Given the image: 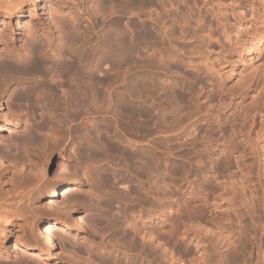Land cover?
<instances>
[{"label":"rangeland","instance_id":"obj_1","mask_svg":"<svg viewBox=\"0 0 264 264\" xmlns=\"http://www.w3.org/2000/svg\"><path fill=\"white\" fill-rule=\"evenodd\" d=\"M55 1L58 2L59 0H39L38 2L35 0L26 1L23 3L24 6L21 14L15 15L10 19H5L3 23L1 22L4 26L0 24V85H2L3 88L0 98L3 100V104L6 107L5 109L12 108L16 110V113L12 112L14 113L13 115L17 114L19 117L21 114L20 119L22 123L24 119L28 127H32L40 121H46L44 126L46 127L44 129L45 131L42 129V132L46 134L41 132L40 134L41 139H43L44 136L46 139L48 137L47 142L51 141L49 138L53 135H58L60 132L62 133L60 135H63V137L66 134L65 141L69 136V139L66 141L69 146L66 156H63L60 152L53 151L49 153L44 152V149L40 150L39 145L42 144L43 140L39 142L41 144L38 143L39 147L35 146L34 149L32 148V150H37V152H16L18 154L15 156L20 157L19 159H16V157L12 155L14 152L11 153V155L0 152L1 190H9L13 183H21L23 178H18L15 171L20 172L24 168H26V171L30 170V174L32 172L31 175H33V173L36 176L38 175L36 178L40 179L39 183L41 182L44 186L53 184L54 187H56L55 193H51L52 188L50 187L46 191L37 193V195H32L29 192L26 193L27 196H31L30 202H27L25 198L22 201L24 204L28 203L27 205H30L29 208L34 209V212L36 211V216L33 215L34 217H32L30 213L26 214V221L35 224V235L32 237L28 235V232H26L27 234L25 235V231L23 232L19 224L8 226L4 231H0V233H2L0 235V242L4 244L6 249L10 250V254L6 255L2 245H0V264H109L111 261L114 262L116 260L122 261L125 264H170L171 262H167L166 259L160 262L155 260L156 262H154L150 253H146L148 250L144 248L140 240H136V242L132 243L131 237L126 235L127 230L129 231L130 229L128 226L130 223L137 224V220L144 217L143 220L145 222H151V226H154L157 220L155 217L159 215L155 210L158 204L155 199H158V202H163V200L157 197L154 190L152 191L151 189L152 181L155 177L153 174L150 176L144 173V166H141V162H144L142 157L150 161L152 155L155 154L156 157H159L158 162H160V167L158 172L160 176H162V180H165V182L172 181L171 183L176 185L188 180L201 181L204 175V170H202L203 166L208 165V161L216 152H242L240 157V160H242L241 167L244 169L245 166H243V164L245 165V163H248L246 166L250 169L246 171L251 178L250 181L252 180L251 183L254 189V195L257 198L255 197V201L251 202L252 205L249 203L245 204V208L243 205L241 206L239 204V206L237 204L238 210L242 213L244 221H242L240 227H235L236 233L234 232L235 234H233V237L238 238L237 232L240 233V229H242L243 231L241 230L240 236L244 239L242 238L243 240H239L241 241L240 246H247L249 251L250 247L247 240L249 237V239L253 238L255 236L254 234H256L257 237H255L257 239H262L258 240V243L262 247L260 248L262 251L261 254L264 255V208L262 207V201L264 202V15L262 16V14H264V0H134L132 4H130L132 0H127V2L125 0L127 4L123 3L124 1L121 0L123 1L121 4H124L123 6L125 9L123 6H116L118 3V5H121L120 2H118L119 0H116L118 3L115 0H113V2L112 0H103L108 4V8L111 7V5L109 6L110 3L112 6L114 5V10L112 8H109L112 10L108 8L105 9L106 7H104V2L102 0H94L96 2L92 0H82V2H86L85 4L89 6V8L86 6L84 9L85 11L88 9L86 12L84 11V16H86L87 13L90 14L91 11V14H93V12L97 11L96 8L103 12L108 10V12H105L107 14H103V12L101 14L100 11V13L97 11V13H94L95 15H92V20L95 16L97 18H95L93 22H95L94 26L97 24V28L94 27V29L98 33L88 26L87 22L80 21L81 24L79 22H72L71 18L61 16L63 14L60 15L59 11H55L56 13L52 12L53 15L52 13L50 15L47 12L48 7H50L51 4H55ZM97 1L100 3L98 4ZM88 2L89 4H87ZM94 3H97V5ZM125 5H127V7ZM100 6L102 7L100 8ZM91 8L93 10H91ZM89 10L90 12H88ZM109 12L112 13V15L109 14ZM3 13V9L0 10L1 18H3ZM50 16L53 18L54 22L58 21L60 17L61 24H64L65 28L68 26V28H70V26L75 23L74 29L76 31H74V29L72 30L74 34L76 33V36L72 31L71 33L80 41L79 43L81 45L77 44L75 45L76 47L73 45L72 48L74 47V49H76L79 46L76 49L77 51H87V49L81 48L88 47L90 49L91 47L93 56H95H92L90 59L91 61L92 59L95 60L92 61L95 65L92 63H90L91 65L89 64L92 69L87 68L88 71L84 69L88 73L82 70L83 74L86 73L84 75H90L92 73L90 76L91 79H93L91 81V79L86 80L88 77L82 78V83L88 81L86 84L83 83V86L90 87V85H92L90 89L94 88V90H90L91 92L88 91L90 96L89 100L79 109L80 114L78 112L74 115L76 118L78 117L77 119L74 118V120L73 113H71L72 110L70 112L67 111L69 108L62 106L63 108L59 107L58 109L53 107L54 105L50 107V103L46 101L45 103L44 100H40L45 97V95L46 97L48 96V93L44 91L42 85L45 82L44 78L46 82L48 80L47 83H50L47 75H50V72L53 73L56 64L65 62L66 59H70L71 61L73 57V54L68 48L67 50L66 47L63 49L64 57H58V52L54 53L56 50L58 51V49H55V46H62L60 41H62V38H65V31L70 29L67 28V30H65V28L62 27V30V25L60 23L59 29L58 26H55L59 24H56V22L54 24ZM88 16L89 15L85 18ZM1 18L0 21H2ZM64 19L66 21H63ZM92 20H90V22ZM6 21H8V23ZM79 24L80 26H78ZM47 25L50 27L52 26V30L54 29L55 31L53 30L52 33L46 31L48 30L46 27ZM86 25L89 27H87L89 30L85 27ZM77 29L79 30L77 31ZM84 29L86 33H84ZM114 29H116V31L118 29L119 33H123L127 36L129 35L128 37L130 38H134L138 35L143 39L140 38V42L138 41V43H132V45L136 43L137 47L134 46V48H131L129 45L132 50L128 49L130 52L127 50L128 54L125 55L127 58H125L124 55L113 53L114 56L112 55V58L114 59L111 60L110 58L108 61L107 59L103 60L100 58V54L104 53L106 48L102 49L104 48V42H102L104 38L102 39L101 36L104 35L103 32H105L104 37L107 35L106 32L110 33L108 30L112 33L113 31L114 33H118ZM58 31L59 33H57ZM77 32L80 33L77 34ZM82 32L83 34H81ZM146 33H148V39H146L147 36H144L147 35ZM87 34L89 36H87ZM49 35L56 36H53V39ZM80 35L86 39L84 38V40ZM255 35L262 39V42H260V51H248L245 48L246 46H244L245 43H243L244 37L248 36L251 38L256 37ZM93 36L94 38L96 37V41L99 42L94 41L95 39ZM97 36L102 40L98 39ZM149 36H151V38ZM57 37L58 39H56ZM47 39L51 44L48 42L45 44ZM57 40L60 41L57 42ZM64 40L65 39H63V41ZM142 40L145 41L142 42ZM91 41L93 43L95 42L97 45L93 44ZM84 42H88L89 44H87L90 46ZM35 43L39 44H36L37 47L39 46L37 48V52L39 51L38 53L41 52L42 46H44V48L47 46L43 49L44 51L42 50L44 53L47 52L45 53L46 55L41 52L38 56L41 60L43 59L42 61H48V65L46 62L34 64L30 67V70L27 69L26 72L24 65L27 61L26 56L28 53L24 52L22 49L23 47L27 48L25 49V51H27V46L29 45L31 47L33 44L35 45ZM91 43L97 47L93 48ZM100 43L102 45H100ZM48 44H50V46H48ZM52 44L55 45L51 46ZM145 46H150V48L154 46L156 50L153 48L150 49L153 55L149 52V48ZM95 49H97V51ZM147 49L150 54L148 52V54L145 53ZM65 55L68 57L70 56V58ZM123 57L125 58L124 61H122V59H124ZM6 59L10 60L8 61L10 63L14 61L13 63L15 64V62H17V66L9 67L10 64L7 63ZM68 60L66 62H70ZM5 64H8V68L5 67L4 69L3 66ZM19 65L21 66L19 67ZM40 65H43L42 67L46 69L51 68V71L47 69L46 75V69H43ZM11 67H13V70ZM15 67L16 69L18 68V71L22 68L25 71L21 70L17 73ZM52 67L54 69H52ZM6 70L7 73L5 72ZM36 72H39L40 75L38 76V73L35 75ZM111 75L114 76L115 79H113ZM105 76L109 78V82H106L108 85H105L104 80L107 79ZM110 76L112 78L111 80H115L112 81L113 85L110 83ZM6 77L7 81L10 79V83L9 81L8 83H1L6 80ZM4 78L5 80H3ZM95 79L100 81L96 82L97 80L95 81ZM58 80L60 79L57 78V80H55L54 77L53 82ZM95 82L96 84H94ZM72 83V81L67 82L66 80V82H64V89H67L66 86L73 88L74 83ZM37 84L41 85L38 86ZM95 85L98 86L95 87ZM89 87H87L88 90ZM26 88L33 90L32 93L34 97L30 100L26 98L22 100L19 99L17 102H15V100L14 103H12L14 100L12 99V92L14 93V91L16 92L18 89L22 91ZM40 88L43 89L46 94L43 95V91L41 92ZM36 90L40 92H36ZM35 92L41 95L39 96L40 99L38 98L39 100L37 99V101L34 99H36L39 94ZM57 92L60 96L63 93L62 90L59 91V89ZM95 93L99 95L94 96ZM33 94L31 96H33ZM63 95L64 93L62 96ZM92 97H95V99ZM13 104H15V106ZM126 105L131 107H129L130 110H134L130 113L131 115L132 112L134 113L132 116L130 114V116L124 115V113L119 110L120 106ZM47 121L49 122L48 125ZM107 121L110 124L112 123V128L109 127L111 125ZM104 122L106 125L109 124L108 127L111 129L108 128V131L103 130ZM64 123L66 125H64ZM54 128L55 131H53ZM64 129H68L67 133ZM56 130H58V133ZM70 130L73 131L72 135H77H73L74 139L71 138L72 142L68 134ZM74 130L77 133H74ZM15 133L13 126H7L0 131V142L1 139H5L8 134L11 138ZM104 134L105 140L99 141L103 143L102 145L99 143L102 146L101 148L97 141L101 139L100 136L102 135L103 137ZM108 135L110 136L108 137ZM107 138L108 140L110 139V141H114L115 138H117L116 140L119 139L118 142L120 144L116 140L114 142L121 147L122 150L118 149V152H116L117 150L113 151L108 148L107 143L109 144L110 141L107 142ZM94 142L98 144V148L100 147L101 150L105 149V152L107 151L103 155V158L97 159L88 156L90 158L86 160V155L85 158L82 159L81 150L83 151L88 144ZM124 147L126 150L128 149L127 152H131L132 157L135 158H131L130 161L126 158V161L119 153L125 150H123ZM126 150L124 152H126ZM141 152L143 153L141 154ZM67 156H70L71 161L65 163ZM222 156L223 153L220 154L217 159ZM79 157H81L80 159L82 160H80ZM6 158H8V160H6ZM136 158H139V161ZM140 159L142 160L140 161ZM75 163L78 164L75 165ZM73 165L77 166V169ZM225 168L231 169L233 171V176L229 175L231 177L226 176L221 180L223 183L222 187H224V196L217 199L214 209L215 213L220 217H224L227 212L228 202L226 199L234 197L238 200L239 195L244 194V192L239 194L240 189H238L237 177L240 172L236 168V163L232 156L229 158L228 165L225 166ZM103 172L113 176L115 175L116 178L114 180L112 179L113 181L111 180V183L107 182L106 185L104 182L102 183L99 176V174ZM83 173L88 178H85V176L82 175ZM74 174L78 175H76L77 178H75L76 176ZM78 177L80 179L82 178L81 180L84 182L83 186L76 187L74 185L77 180H80ZM117 178H124L125 181L123 182L121 179V181H118ZM24 182H26V180ZM90 182L92 183L89 184ZM33 183L35 182L31 181L29 185L33 186ZM93 183H96L95 187H98L96 189L99 191V194L96 193L97 190L95 187L94 190H92L93 188L91 186H94ZM25 191L26 190L23 192ZM90 191L94 192L92 193ZM227 191L230 196H226ZM73 192L82 194L84 198L87 196L85 200L88 202L90 198V200H92L91 204H97L103 199L114 200L111 213H109L117 224L113 230L111 231L110 229L107 231L106 228L103 227V224H93V222L89 220L90 214H92L89 205L70 203L72 206L75 205L73 206L74 208L70 207V211L73 221L72 224L77 231L71 229L70 233H68L61 227L58 228V225L49 227L54 234V243L58 248L56 254H51L50 252V254H46V258L38 259L31 251H23L22 248L13 251L12 248L15 241L27 242L35 246L37 250L44 251L43 236L41 235L43 229L40 227V220L52 218L54 216L53 210L54 213H56L55 210L59 211L55 203L57 202L63 205V202H66L64 198ZM15 193L16 192H11L7 195L8 198H10L8 201H15L17 198H20L19 196H17V198L14 197V195H16ZM90 193L92 195L94 194L93 197L90 196ZM115 194H117V196ZM154 200L156 202H154ZM83 205L86 208L82 207ZM150 206L153 208L151 207L150 209ZM143 208H145V210H152L153 213L151 211V215L147 216L149 214H145ZM25 209H23V211L28 210V208ZM244 210H246L247 213ZM79 213L84 217L85 222L78 218L80 216ZM251 217L253 218V222L256 220V224H260V226L257 225L256 229L249 226L251 223L253 224V222L250 223V221H252L250 219ZM20 221L19 223L23 225V221ZM162 221L164 224L169 223L167 219ZM262 227L263 229H261ZM254 230L256 232H254ZM243 233L246 234V237ZM238 239H240V237ZM205 244L207 245V242H205ZM122 250H124V252H122ZM207 251L211 258L210 264H220V262L217 263L214 260L216 259L214 255L211 256L213 250H211L210 246H207ZM221 251L224 260L229 258L228 261L226 260V264L228 262V264H230L231 260V264H239L240 261L237 262V260L243 258V256L246 258L251 255L252 260H256L259 256L257 255L259 252H257L258 249L256 247L252 250L250 255L248 253L246 254L247 251H242L240 252L241 254L238 253L235 257L229 254L224 247H221ZM262 255L260 256L264 260V256ZM232 256L236 259L237 263L233 261L235 259ZM172 264L174 263L172 262Z\"/></svg>","mask_w":264,"mask_h":264},{"label":"bare ground","instance_id":"obj_2","mask_svg":"<svg viewBox=\"0 0 264 264\" xmlns=\"http://www.w3.org/2000/svg\"><path fill=\"white\" fill-rule=\"evenodd\" d=\"M26 1H31V0H0V10H2L3 9V11H4V13H3V18H1V20L2 21H0V24L1 25H3L4 26V24H2L3 23V21L5 20V19H10L11 17H13V16H15V15H19V14H21V11H22V9H23V6H24V2H26ZM35 1H39V0H35ZM85 1V0H84ZM92 1H94V0H92ZM101 1V0H100ZM103 1V0H102ZM105 1H107V0H105ZM105 1H103L104 2V7H106L105 9H107L108 7H107V5L108 4H106L105 3ZM108 1H111V0H108ZM116 1V0H115ZM118 1V0H117ZM116 1V2H117ZM124 1V2H123ZM123 1H121V0H119L118 2H120V4L123 2V3H125V4H127L126 2H127V0H126V2H125V0H123ZM133 1L134 0H132L131 1V3L130 4H132L133 3ZM50 2V1H49ZM90 2V1H89ZM89 2L87 3V4H89ZM94 2H96V1H94ZM112 2H113V0H112ZM115 2V3H116ZM117 2V3H118ZM52 3V2H51ZM50 3V4H51ZM86 3V2H85ZM84 2H82V0H59L58 2H56L55 1V4H51V6L50 7H48V10H47V12L51 15V13L52 12H55V11H59L60 12V15L61 14H63V15H61V16H66V17H68V18H71V19H69V20H71L72 22H79L80 23V21H85V22H87L88 24V26H90L93 30H95L94 29V27H96L97 28V24H95V26H94V23L95 22H93V20L96 18V16L95 17H93L94 19L92 20V15L96 12L97 13V11H98V13H100L101 12V14H102V12L103 11H101V10H98V8H96V10L97 11H95V9H94V11L95 12H93V14H91V12H90V10L88 11V12H90V14H88L87 13V15H89L87 18H85L86 16H84V9L86 8V6H88V5H86ZM93 3V2H92ZM97 3H98V1H97ZM97 3H94L95 5H97ZM100 3V2H99ZM98 3V4H99ZM115 3H113V4H115ZM93 4V5H94ZM102 4V3H101ZM100 4V5H101ZM105 4H106V6H105ZM119 4V3H118ZM116 5L117 7H122L123 5L121 4V5ZM129 4V3H128ZM144 4V3H143ZM91 5V4H90ZM111 5V7H109V8H112L113 10H114V8H115V6L113 5L112 6V4L110 3L109 4V6ZM163 6H165L164 4H162ZM103 6V5H102ZM102 6H100V8L102 7ZM126 7H127V5H125ZM91 7H92V5H91ZM94 7V6H93ZM97 7V6H96ZM114 7V8H113ZM124 7V6H123ZM88 8H89V6H88ZM95 8V7H94ZM99 8V9H100ZM108 8V9H109ZM112 9H109V10H112ZM118 9V8H117ZM124 9H125V7H124ZM132 9V8H131ZM88 10V9H87ZM86 10V11H87ZM91 10H93L92 8H91ZM103 10H104V8H103ZM116 10V9H115ZM85 11V12H86ZM100 11V12H99ZM107 12H108V10H106ZM105 11V12H106ZM118 11H119V9H118ZM105 12H103V14L105 13ZM111 12V11H110ZM109 12V14H111L112 15V13H110ZM114 12H116V11H114ZM56 13V12H55ZM86 14V13H85ZM105 14H107V13H105ZM52 15H53V13H52ZM55 15V14H54ZM95 15V14H94ZM264 14H262V16H263ZM59 16V15H58ZM107 16V15H106ZM51 17V16H50ZM49 17V18H50ZM62 17V18H63ZM65 17V18H66ZM52 18V17H51ZM97 19V18H96ZM261 19V18H260ZM52 20H53V18H52ZM90 20H92L91 22H90ZM262 20V19H261ZM58 21H60V17H59V19H58ZM58 21H55L56 22V24H61V21L60 22H58ZM63 21H66L65 19L63 20ZM98 21V20H97ZM96 21V22H97ZM2 22V23H1ZM7 23H8V21H6ZM52 22H54V20L52 21ZM55 22H54V24H55ZM58 22V23H57ZM84 22V23H85ZM5 23V22H4ZM67 23H69V22H67ZM83 23V24H84ZM98 23V22H97ZM6 24V23H5ZM60 24L59 25H55V26H60ZM78 24V23H77ZM81 24V23H80ZM80 24L78 25V26H80ZM86 24V23H85ZM33 25V24H32ZM43 25V24H42ZM62 25V24H61ZM75 23H73L71 26H70V28H68L67 27V25L65 24V26L68 28V29H70V30H68V31H65L66 32V35H65V38H62L61 40L62 41H60V40H57V42L58 41H60V43H62V46H60V47H57V46H55V49H58V51L56 50L54 53H59V55H58V57H64V55H63V49H64V47H66V49L68 48L69 50H70V52L73 54V57L71 58V61H70V59L68 60V59H66V61L68 60V61H70V62H61V63H58V64H56V67H55V69L52 67V69H54V71H53V73L52 72H50V77L47 75V69L49 70V71H51L49 68H43L41 65V67L43 68V69H46V75H47V77H48V79H49V82L50 83H47L48 82V80H47V82H46V80H45V78H44V81L46 82V84H45V82L42 84V82H41V84L43 85V89H44V91H46L48 94V96L46 97V95H45V97H41L42 99H40L39 98V96H41L40 95V93H36V92H38L37 90H36V94H39L38 95V97L36 98V99H34L35 101H37V99L39 98L40 100H44V102L46 101V102H48V103H50L49 105H50V107H52L53 105V107H55V108H58L59 109V107H62V106H64V107H66V108H69V110H67V111H71L72 110V112L71 113H73L72 115H73V120H74V118H76L74 115H76L78 112H79V109L81 108V106L82 105H84L85 104V102L87 103V100H89V94H88V91H90V90H94V84H96V82H99L98 81V79H95V83L93 84V89H90V87L92 86V85H90V87L89 86H83V83H82V78H85V77H88V78H86V80H90L91 79V74L90 75H84V74H86V73H88V72H86V71H88L87 70V68H91L90 66H89V64L90 63H94V62H92L94 59H92V61L90 60L91 59V57L93 56V52H92V50H91V47H90V49L87 47V48H81V49H87V51H83V50H79V51H77L76 49L79 47H77L76 49H74V47H76L75 45H77V44H80L79 42L80 41H78L77 40V38L75 37L76 35V33L74 34V32H73V30L72 29H74L75 28ZM85 26L86 28L88 27V26ZM8 26V25H7ZM47 28H48V30H46V31H48V32H53V30H52V26L50 27V26H46ZM62 27L63 28H65L64 27V24L61 26V29H62ZM85 27H83V28H85ZM6 28V27H5ZM35 28V27H34ZM46 28V29H47ZM67 28H65V30H67ZM85 28V29H86ZM89 28V27H88ZM87 28V30H89ZM100 28V27H99ZM2 29V28H1ZM45 29V28H44ZM59 29H60V27H59ZM81 29V28H80ZM84 29V33H86V30ZM63 30V29H62ZM79 29H77V31H78ZM115 31H116V29H114ZM120 30V29H119ZM255 30V29H254ZM55 31V30H54ZM71 31L73 32V34L75 35H72V33H71ZM74 31H76L75 29H74ZM96 31V30H95ZM106 31V30H105ZM110 33H107L106 32V36L104 37V35H105V32H103L104 33V35L103 36H101V38L103 39V41L102 42H104V48H102V49H105L104 50V53H102V54H100V58L101 59H103V60H105V59H107V61H108V59H110L111 58V60L112 59H114V58H112V55H113V53L114 54H116L117 53V55L118 54H120V55H124V57L125 58H127V56H125L126 54H128V52H130L129 50H132V49H130V46H131V48H134V46L135 47H137L136 46V43H135V45H132V43L133 42H137L138 43V41H139V39L141 38L140 36H135L134 38H130V37H128L127 35H125V34H123V33H119L118 32V29H117V31L116 32H118V33H114V31H113V33L111 32L112 31V29H111V31L110 30H108ZM122 31V30H121ZM145 31V30H144ZM147 31H148V29H147ZM147 31H145V32H147ZM253 31V30H252ZM62 32H64V31H62ZM83 32L81 33V34H83ZM88 32V31H87ZM91 32V31H90ZM97 32V31H96ZM95 32V33H96ZM138 32V31H137ZM56 33V32H55ZM57 33H59V31L57 32ZM56 33V34H57ZM78 33H80V32H77V34ZM92 33V32H91ZM93 33H94V31H93ZM98 33V32H97ZM99 33H101V32H99ZM102 33V34H103ZM139 33V32H138ZM46 34V33H45ZM50 34V33H49ZM63 34V33H62ZM89 34V33H88ZM87 34V36H89ZM128 34V33H127ZM147 35H144L145 37L147 36V38L146 39H148V33H146ZM60 35V34H59ZM58 35V36H59ZM85 35V34H84ZM95 35V34H94ZM141 35H143V34H141ZM47 36V35H46ZM50 36V35H49ZM54 36V35H53ZM52 35L50 36V37H52L53 39H54V37L56 36H54L53 37ZM80 36H82V35H80ZM130 36H131V34H130ZM256 36V35H255ZM2 37V36H1ZM5 37V36H4ZM9 37V36H8ZM60 37V36H59ZM63 37V36H62ZM78 37V36H77ZM98 37V36H97ZM132 37V36H131ZM150 38H151V36H149ZM3 38V37H2ZM48 38V37H47ZM61 38V37H60ZM79 38V37H78ZM82 38L84 39L85 37H83L82 36ZM93 38H94V36H93ZM96 38V37H95ZM94 38V39H95ZM100 37H98V39H101ZM5 39V38H4ZM7 39V38H6ZM51 39V38H50ZM49 39V40H50ZM56 39H58V37L56 38ZM55 39V40H56ZM63 39H65L64 41H63ZM86 39V38H85ZM84 39V40H85ZM87 39H90V38H87ZM93 39V40H94ZM101 39V40H102ZM141 39H143V38H141ZM8 40V39H7ZM79 40H80V38H79ZM82 40V39H81ZM92 40V39H91ZM100 40V41H101ZM242 40V39H241ZM52 41V40H51ZM87 41V40H86ZM94 41H96V39L94 40ZM145 40H142V42H144ZM48 42V39H47V41L45 42V44ZM53 42H54V40H53ZM56 42V41H55ZM74 42H75V44H74ZM78 42V43H77ZM83 42V41H82ZM92 42V41H91ZM96 42H99V41H96ZM101 42V43H102ZM140 42V41H139ZM260 42H262V39H260V38H258L257 36L256 37H244V41H243V43H245L244 44V46H246L245 48L248 50V51H260ZM5 43V42H4ZM29 43V42H28ZM48 43H50V42H48ZM84 43H86V42H84ZM88 43V42H87ZM86 43V44H87ZM93 43V42H92ZM91 43V44H92ZM100 43V45H102ZM31 44V43H30ZM37 43H35V45H36ZM51 44V43H50ZM50 44H48V46H50ZM57 44V43H56ZM89 44V43H88ZM87 44V45H88ZM93 44H96L95 42L93 43ZM92 44V45H93ZM141 44V43H140ZM25 45H27V44H25ZM34 45V44H33ZM27 46L28 47V50L27 51H25V49H27V48H24L23 47V51L24 52H26V53H28V55L26 56V55H24V56H26L27 57V61H26V63H25V65H24V67H25V69H26V72H27V69H29L30 70V67L32 66V65H34V64H41L42 62H46V61H42L40 58H39V56H38V54H41V52H43L44 50L43 49H45L44 48V46H42V45H44V44H42L41 46H42V50H41V52L40 53H38L37 52V48L39 47H37V45H39V44H37L36 45V47H35V45L34 46ZM55 45V44H54ZM53 44L51 45V46H54ZM61 45V44H60ZM74 45V47L72 48V46ZM81 45V44H80ZM91 45V46H92ZM97 45V44H96ZM99 45V44H98ZM130 45V46H129ZM139 45V44H138ZM142 45V44H141ZM85 46V45H84ZM88 46H90V45H88ZM102 46V47H103ZM83 47V46H82ZM93 48L94 47H97V46H92ZM100 47V46H99ZM129 47V48H128ZM139 47V46H138ZM145 47H147V46H145ZM145 47H143V48H145ZM156 47V46H155ZM243 47V46H242ZM49 48V47H48ZM92 48V49H93ZM141 48V47H140ZM147 48H149V50L150 49H154V46L152 47L151 46V48H150V46L149 47H147ZM50 49H52V48H50ZM67 49V50H68ZM129 49V50H128ZM137 49V48H136ZM139 49V48H138ZM146 49V48H145ZM94 50V49H93ZM96 51H97V49H95ZM101 50V49H100ZM99 50V51H100ZM127 50H128V52H127ZM135 50V49H134ZM154 50H156V49H154ZM153 50V51H154ZM49 51V50H48ZM103 51V50H102ZM51 52H53V51H51ZM148 52V49H147V51L145 52V53H147ZM149 52H151V50L149 51ZM148 52V53H149ZM155 52V51H154ZM44 53V52H43ZM45 53H47V52H45ZM44 53V54H45ZM100 53V52H99ZM147 53V54H148ZM43 54V55H44ZM150 54V53H149ZM46 55V54H45ZM44 55V56H45ZM53 55V54H52ZM55 55V54H54ZM117 55H115V56H117ZM146 55V54H145ZM151 55H153L152 54V52H151ZM150 55V56H151ZM66 56V55H65ZM114 56V55H113ZM149 56V55H148ZM147 56V57H148ZM42 57V56H41ZM46 57V56H45ZM66 57H68V56H66ZM93 57H95V56H93ZM123 57V58H124ZM43 58V57H42ZM68 58H70V56L68 57ZM116 58V57H115ZM125 58L124 59H122V61H124L125 60ZM240 58V57H239ZM45 59V58H44ZM56 59V58H55ZM58 59H60V58H58ZM58 59H57V61H58ZM96 59H99V58H96ZM118 59V58H117ZM116 59V60H117ZM119 59L121 60V57L119 56ZM7 60V59H6ZM47 60H49V59H47ZM62 60V59H61ZM64 60V59H63ZM8 61H10V60H7V63H9L10 65H9V67L10 66H17L16 65V63L17 62H15V64L13 63V62H8ZM24 61V62H25ZM91 61V62H90ZM95 61V60H94ZM96 61H98V60H96ZM99 61H101V60H99ZM48 62V61H47ZM46 62V64L48 65V63ZM60 62V61H59ZM109 62H110V60H109ZM113 62V61H112ZM96 63V62H95ZM115 63H117V62H115ZM3 64V63H2ZM44 64V63H43ZM97 65H99L98 63H96ZM6 65V66H5ZM4 66L3 65H1V66H3L4 67V69H5V67H7V65L8 64H5ZM22 65V64H21ZM21 65H19V67L21 66ZM91 65V64H90ZM93 65H95V64H93ZM92 65V66H93ZM36 66H38V65H36ZM51 66H53V65H51ZM51 66H48V67H51ZM45 67H46V65H45ZM93 67H96V66H93ZM98 67V66H97ZM8 68V67H7ZM12 68V70H13V67H11ZM22 68V67H21ZM39 69H41L40 67H38ZM3 69V68H2ZM1 69V70H2ZM15 69H16V67H15ZM18 69V68H17ZM16 69V72L18 73L19 71H21V70H24L23 68L22 69H19V71ZM84 69H86V71L84 70ZM92 69V68H91ZM32 70V69H31ZM82 70H84L86 73H84L83 74V71ZM95 70V69H94ZM25 71V70H24ZM91 71V70H90ZM1 72V71H0ZM4 72V71H3ZM6 73H7V70L5 71ZM29 72V71H28ZM30 73L32 74V72L30 71ZM38 73V74H37ZM82 73V74H81ZM4 74V73H3ZM22 74V73H21ZM29 74V73H28ZM40 75L39 74V72H36L35 73V75ZM41 75H42V73H41ZM46 75L44 74V76L46 77ZM109 75V74H108ZM43 76V75H42ZM112 76V75H111ZM111 76H110V83L113 85V83H112V81H115V80H111L112 78H111ZM54 77H55V80H57V78H59L60 80H58V81H54L53 82V80H54ZM94 77V76H93ZM106 77V76H105ZM113 77V79H115L114 78V76H112ZM40 78H42V77H40ZM107 78V77H106ZM105 79V78H104ZM107 79H108V81H107ZM106 80H104V82H105V85L109 82V78H107ZM3 80H5V78L3 79ZM10 80V79H9ZM8 80V81H9ZM66 80H67V82H73L74 83V87L72 88V87H70V86H66L67 87V89H64L65 87H64V82H66ZM85 80V79H84ZM93 79H91V81H92ZM102 80V79H101ZM8 81H7V77H6V80L4 81V82H1V83H5V82H7L8 83ZM40 81V80H39ZM43 81V80H42ZM52 81V82H51ZM91 81H89V82H91ZM88 81H86V83H87ZM107 82V83H106ZM6 83V84H7ZM9 83H10V81H9ZM72 83V84H73ZM86 83H84V84H86ZM92 83V82H91ZM109 83V84H110ZM41 84H39V85H41ZM67 84V83H66ZM99 84V83H98ZM176 84V83H175ZM8 85V84H7ZM38 85V84H37ZM38 85V86H39ZM68 85V84H67ZM88 85V84H87ZM102 85V84H101ZM108 85V84H107ZM172 85V84H171ZM1 87H0V95H1V93L3 92V88H2V85H0ZM4 86V85H3ZM98 85H95V87H97ZM35 87V86H34ZM37 87V86H36ZM42 87V86H41ZM87 87H89V90H88V88ZM107 87V86H106ZM109 87V86H108ZM165 87V86H164ZM175 87V86H174ZM30 88V87H29ZM25 89V90H22V91H19V89L15 92L14 91V93L12 92V99H14L13 100V102L12 103H14V101L15 102H17V100L19 101V99H23V98H26V99H31L32 97H34V94L32 93L33 92V90L32 89ZM38 88V87H37ZM41 89V88H40ZM43 89H41V92L43 91ZM58 89H59V91H61L62 90V92L64 93V95L62 96V94H61V96L60 95H58L57 93V91H58ZM61 89V90H60ZM96 89V88H95ZM98 90V89H97ZM42 92L43 93V95L44 94H46L45 92ZM96 91V90H95ZM94 91V92H95ZM167 91V90H166ZM170 91H172V90H170ZM40 92V91H39ZM91 92V91H90ZM170 93V92H169ZM33 94V96H31ZM59 94H60V92H59ZM90 95H92V94H90ZM95 95H99V94H94V96ZM2 96V95H1ZM93 98V97H92ZM32 99V100H33ZM38 99V100H39ZM93 99H95V97L93 98ZM12 101V100H11ZM30 102H32V101H30ZM45 102V103H46ZM14 106H15V104H13ZM52 105V106H51ZM130 107V106H129ZM129 107H128V105H126V106H120V111L121 112H123L124 113V115H129L130 113H131V111H134L133 109H129ZM6 107L4 106V104H3V100L0 98V131L2 130V129H5L7 126L9 127H11V126H13L14 127V130H15V134H11L12 135V137L10 138V136H9V134L7 135V137L5 138V139H1V142H0V152H3V153H5V154H10L11 155V153H13L12 155H16L17 156V154L19 153V152H26V153H29V152H37V150H32V148L34 149V147L35 146H38L39 144H41V143H39L41 140H43V142H42V144L41 145H39L38 147L40 148V150H43L44 149V152H53V151H55V152H60L63 156H66L67 155V149H68V142L66 143V141H67V139H69V136H68V138L66 139V141H65V136H66V134H65V136L63 137V135H60V134H62L61 132L56 136H54L53 135V132H52V139L51 138H49L50 140V142H47L48 140V137H47V139L45 138V136H44V134H46V133H44V132H42V129L44 130L46 127H44L45 126V124H46V121H40V122H38V123H36V124H34L32 127L30 126V127H28L27 125H26V123H25V120L23 119V123H22V120L20 119V116H21V114H20V116L18 117V115L16 114V115H13L14 113H12V112H15L16 110H13L12 108H7V109H5ZM63 108V107H62ZM131 108V107H130ZM16 109V108H15ZM65 109V108H64ZM66 111V112H67ZM146 111V110H145ZM136 112V111H135ZM140 112V111H139ZM138 112V113H139ZM16 113V112H15ZM140 113H142V112H140ZM147 113V112H146ZM69 114V113H68ZM79 114H80V112H79ZM78 114V115H79ZM134 113L132 112V115H133ZM137 114V113H136ZM143 114V113H142ZM70 115V114H69ZM131 115V114H130ZM129 115V116H130ZM131 115V116H132ZM141 115V114H140ZM145 115V114H144ZM68 116V115H67ZM70 117H72V116H70ZM69 117V118H70ZM128 117V116H127ZM78 118V117H77ZM76 118V119H77ZM65 119H66V117H65ZM72 119V118H71ZM70 119V120H71ZM43 120V119H42ZM69 120V121H70ZM48 122V121H47ZM108 122V121H107ZM66 123V122H65ZM64 123V125H66ZM109 123V122H108ZM107 123V124H108ZM49 124V122L47 123V125ZM103 124V123H102ZM110 124V123H109ZM108 124V125H109ZM112 124V123H111ZM110 124V125H111ZM104 128H103V130H105V131H108V128L109 127H111L112 128V125L111 126H109L108 127V125H106L105 124V122H104ZM106 125V126H105ZM68 127V126H67ZM66 127V128H67ZM53 128V127H52ZM111 128H109V129H111ZM69 129V128H68ZM68 129H64V131H66V133H67V130ZM72 129V128H71ZM73 130V129H72ZM72 130H70V131H68V134L70 135V141H71V138H73V135H75V134H73L72 135V133H73V131ZM45 131V130H44ZM53 131H55V128L53 129ZM57 131V133H58V130H56ZM63 131V132H64ZM77 131V130H76ZM100 131V130H99ZM104 131V132H105ZM40 132L41 133H44L43 134V136H44V138L43 139H41V134H40ZM103 132V131H102ZM56 133V132H55ZM65 133V132H64ZM74 133H77V132H75V130H74ZM107 133V132H106ZM105 133V134H106ZM67 134V135H68ZM79 134V133H78ZM105 134L103 135V137H102V135L100 136V138L101 139H97L98 141H97V143L99 144L100 142V140L102 141V140H105ZM75 136H77V135H75ZM110 135H108V137H109ZM107 137V136H106ZM78 138V137H77ZM74 139V138H73ZM76 139V138H75ZM117 138H115V140H116ZM112 140H113V138H112ZM114 140V141H115ZM119 140V139H118ZM118 140H116L117 142H118ZM74 141V140H73ZM107 142L108 141H110V139L108 140V138H107V140H106ZM114 141H110L109 142V144L107 143V145H108V148H110V149H112L113 151H116V152H118V149H120V150H122L121 149V147H119ZM120 141H121V143H122V140L120 139ZM72 142V141H71ZM103 142H105V141H103ZM39 143V144H38ZM96 142H94V143H91V144H88V146L86 147V148H84L83 149V151L81 150V152H82V155H81V157H83L82 159H84L85 158V156L87 155V157L88 156H90V157H93V158H99V159H101V158H103V155L107 152H105V149L103 150V152H102V150H101V148H102V144L103 143H100L99 145H100V147L98 148V144H97ZM119 143V142H118ZM120 144V143H119ZM125 144V143H124ZM70 145V144H69ZM107 145H106V147H107ZM123 145V144H122ZM104 146H105V144H104ZM103 146V147H104ZM124 146V145H123ZM37 147V148H38ZM42 148V149H41ZM125 149V147L123 148V150ZM111 150V151H112ZM126 150V149H125ZM124 150V151H125ZM128 150V149H127ZM127 150H126V152H119L121 155H122V157H124L125 158V160H126V158H127V160H129L130 161V159L131 158H135V157H132V153L131 152H127ZM112 151V152H113ZM16 152H18V153H16ZM108 152H110V151H108ZM143 152H141V154H142ZM223 153V156L222 157H220V158H218L217 159V157L220 155V154H222ZM81 154V153H80ZM21 155V154H20ZM20 155H18V156H20ZM84 155V156H83ZM139 155H140V153H139ZM156 155V154H155ZM155 155H152V157H151V160L150 161H148L146 158H144V157H142L143 158V160H144V162L142 163L141 162V166H144L143 167V172L144 173H146V174H149L150 176H152L151 174H153L154 175V180L152 181V185H151V189H152V191L154 190V192L156 193V195H157V197H159L160 199H162L163 200V202H161V201H159L158 202V199H155V200H157V205H156V209H155V207H154V209L158 212V216H156L155 218L157 219L156 220V222H155V225L154 226H151V222H145L144 220H143V218L144 217H142V219H139V220H137L138 222H137V224L135 223V224H131L130 223V225H128L129 227H130V229H129V231L127 230V232H126V235H128V236H130L131 237V241H132V243H134V242H136V240H140L141 241V244L144 246V248H146L148 251L146 252V253H150V256H152V258L154 259V262H156L155 260H157L158 262H160V261H162V260H165L166 259V261L167 262H171L170 264H172V262L174 263V264H210V255H209V253H208V251H207V246H210V248H211V250H213V254L211 255V256H215L216 257V259H214L217 263L218 262H220V264H226V260L228 261L229 260V258H227L226 260H224V258H223V255H222V251H221V247H224V248H226V250L229 252V254H231V255H234V257H235V255H238V253L239 254H241L240 252H242V251H244V252H246V254L248 253L249 255L251 254V252H252V250L256 247L257 249H258V251L257 252H259L257 255H259L258 256V258H256V260H252V256L250 255H248L249 257H244L243 256V258H241V259H238L237 260V262L238 261H240L239 262V264H264V260H263V258L260 256V255H262L261 253H262V251L260 250V248H262L260 245H259V243H258V240H262L261 238H256L257 236H256V234H254L255 236L253 237V238H251V239H249L248 238V242L247 243H249V247H250V249H249V251H248V248H247V246L245 247V246H243V245H241L240 246V242L241 241H239V240H243L244 238L242 237V236H240L241 235V230L242 229H240V233H238L237 232V234H238V238L240 237V239H238V238H234L233 237V234H235L236 233V228H237V226L238 227H240V224L242 223V221H244L243 220V217H242V213L241 212H239L240 210H238V206H237V204L239 205H243V207L245 208V204H247V203H249V204H251V202L252 201H255L254 199H255V195H254V189H253V186H252V183H251V181H250V176H248V173H247V171L246 170H248V169H250L249 167L247 168V164L248 163H245V165L243 164V166H245V168L243 169V167H241V161L242 160H240V157H241V155H242V152H216L215 153V155H216V157H215V155L212 157V158H210V160L208 161V165H206V166H203V168H202V170H204V175H203V177H202V180L201 181H197V180H188V181H184V182H182V183H179V184H176V185H174V184H172L171 182L172 181H170V182H168L167 180V182H165V180H162V176H160V173L158 172V169H159V163L160 162H158L159 160H158V158L159 157H156ZM13 156V157H14ZM15 156V157H16ZM141 156V155H140ZM143 156V155H142ZM231 156H232V158H233V160H234V162L236 163V168L239 170V175H238V177H237V184H238V189H240V192H239V194L241 193V192H244V194H241V195H239V199L238 200H236L234 197H231V198H228V199H226V201L228 202V204H227V212H226V214L224 215V217H220V216H218L216 213H215V204L217 203V199L218 198H222L223 196H224V187H222V185H223V183H222V181L221 180H223V178H225L226 176H229V175H232L233 176V171L231 170V169H228V168H225V166H227L228 165V160H229V158H231ZM81 157H79V159L81 158ZM86 157V160H89V158L90 157H88L87 158ZM20 157H16V159H19ZM93 158H91V159H93ZM123 158V159H124ZM78 159V160H79ZM82 159H80V160H82ZM136 159H138V161H139V158H136ZM2 160V159H1ZM6 160H8V158H6ZM93 160H96V159H93ZM126 160V161H127ZM142 159H140V161H141ZM69 161H71V158H70V156H67V158H66V160H65V163H68ZM10 162V161H9ZM76 162V161H75ZM77 162H79V161H77ZM78 164V163H77ZM76 163H75V165H77ZM75 165H73L74 167H76V169H77V166H75ZM21 169H23L22 167H20ZM146 169V171H145V169ZM247 168V169H246ZM26 168H24L22 171H20V172H17V171H15L16 172V175L18 176V178H23L22 180H21V183H18V184H14L13 183V185H11V188L8 190V189H4V190H1L0 189V231L2 232V231H4L5 229H7L8 228V226H14V224H19L20 226H21V229L23 230V232L25 231V235L27 234L26 232H28V235H31L32 237H33V235H35L34 234V227H35V224L34 223H32V222H28V221H26V214L27 213H30V215L32 214V217H34V216H36L35 215V212H34V209H31V208H29L30 207V205L28 206L27 204L28 203H26V204H24V202L22 201V200H24V198H25V200H27V202H30V197L31 196H27L26 195V193H31L32 195L33 194H35V195H37V193H40V192H42V191H46L49 187L50 188H52L51 190V193H55L56 192V187H54V185L53 184H51V185H49V186H44L41 182L39 183V181H40V179H37L36 177L38 176H36V175H34V173H33V175H31L32 174V172H31V174H30V170H28V171H26L25 170ZM76 169H75V171H76ZM245 170V171H244ZM74 171V170H73ZM77 171H79V170H77ZM161 171V170H160ZM86 172V171H85ZM142 172V173H143ZM246 172V173H245ZM249 172V171H248ZM74 173V172H73ZM143 173V174H144ZM78 174V173H77ZM76 174V175H77ZM88 174V173H87ZM142 174V175H143ZM75 175V174H74ZM73 175V176H74ZM75 175V176H76ZM82 175H84V173L82 174ZM89 175V174H88ZM73 176H71V177H73ZM78 176V175H77ZM77 176L75 177V178H77ZM85 176V175H84ZM83 176V177H84ZM99 176H100V180H102V183L104 182L106 185H107V182H112L116 177H115V175L113 176V175H111V174H107V173H102V174H99ZM90 177V176H89ZM147 177H148V175H147ZM229 177H231V176H229ZM74 178V177H73ZM79 178V177H78ZM85 178H88L87 176H85ZM151 178V177H150ZM153 178V177H152ZM80 179V178H79ZM82 179V178H81ZM77 180V182L74 184L76 187L78 186V187H80V186H83L84 184V182H82V180ZM113 179V180H112ZM118 179V178H117ZM121 179V178H120ZM120 179H118V181L120 180ZM26 180V182L28 181H34L35 183H33V186L31 185H29L30 184V182L28 183L27 182V184H26V182H24ZM112 180V181H111ZM123 182L125 181L124 180V178L123 179H121ZM120 180V181H121ZM221 181V182H220ZM15 183H17V182H15ZM92 182H90L89 184H91ZM109 183V184H110ZM94 184V186L92 185L91 187L93 188L92 190H94V187H95V184L96 183H93ZM96 186H98V185H96ZM28 187H30V188H28ZM96 188H98V187H95V189ZM149 188H150V186H149ZM150 189V190H151ZM20 190V191H19ZM24 190H26L25 192H23ZM97 190V189H96ZM130 190V189H129ZM149 190V191H150ZM17 191H19V192H17ZM89 191V190H88ZM87 191V192H88ZM11 192H16L15 194L16 195H14V197H16L17 198V196H19L20 198L17 200L16 198V200L15 201H8V199H10V198H8V194H10ZM90 192H94V191H90ZM96 192V191H95ZM99 191L97 190V192L96 193H98ZM91 194V193H90ZM99 194V193H98ZM154 194V193H153ZM13 195V194H12ZM29 195V194H28ZM94 195V194H93ZM93 195L91 194L90 196H92L93 197ZM116 196H117V194H115ZM86 196V195H85ZM97 196V195H96ZM95 196V197H96ZM99 196V195H98ZM115 196V197H116ZM155 196V195H154ZM226 196H230L229 195V193H228V191L226 192ZM87 197V196H86ZM86 197L84 198V196L82 195V194H78V193H76V192H73V193H71L70 195H68L66 198H64L65 199V203L63 202V205L62 204H60V203H55V206L59 209V211H57V210H55V212L56 213H54V210H53V217L52 218H48V219H42V220H40V227L43 229V233L41 232V235L43 236V247L45 248H43L44 249V251H39V250H37L36 248H35V246H33V245H31V244H29V243H27V242H24V241H15V243L13 244V251H16L15 249H18V248H22L23 249V251H31L32 252V254H34L35 256H37V258L38 259H44V258H46V254H50V252H51V254L53 253H57V250H58V248L56 247V244L54 243V234H53V232H52V230L49 228L50 226H55V225H58L59 227L58 228H62L64 231H67L68 233H70V230L71 229H73V230H75V231H77V229L73 226V221H72V215H71V211H70V207L71 208H74L73 206H75V205H73L72 206V204H70V203H74V204H85L86 206L87 205H89V207H91V210H92V214H90V217H89V220L91 221V222H93V224L94 223H96V224H103V227L104 228H106V230L108 231V230H110L111 229V231L113 230V228L115 227V225H117L116 224V222L112 219V217H111V215H109V213H111V210H112V206H113V202H114V200H112V199H103L101 202H99V203H94V204H96V205H94V204H91V201L92 200H90V198H89V202L87 201V200H85L86 199ZM118 197H119V195H118ZM87 198V199H88ZM117 198V197H116ZM164 198V199H163ZM257 198V197H256ZM32 199V198H31ZM115 199V198H114ZM116 200V199H115ZM119 200V199H118ZM117 200V201H118ZM154 200V202H156ZM64 201V200H63ZM87 201V202H86ZM261 201H262V199H261ZM260 201V202H261ZM119 202V201H118ZM153 202V203H154ZM155 204V203H154ZM261 204V203H260ZM71 205V206H70ZM79 205H77V206H79ZM152 205V204H151ZM239 205V206H240ZM252 205V204H251ZM263 205V206H262ZM262 207L264 208V202L262 201ZM153 206V205H152ZM152 206H150V209H151V207ZM248 206V205H247ZM259 206V205H258ZM25 207H26V209L28 208V210H26L25 209ZM82 207H85L84 205L82 206ZM86 208V207H85ZM146 208V207H145ZM145 208H143V210H145ZM153 208V207H152ZM251 208H252V206H251ZM255 208V207H254ZM23 209H25L26 211H23ZM40 209V208H39ZM88 209V208H87ZM86 209V210H87ZM90 209V208H89ZM84 210V209H83ZM246 210H248V209H246ZM246 210H244L246 213H247V211ZM254 210V209H253ZM151 211L152 210H145V214H149V215H147V216H150L151 214ZM244 212V213H245ZM254 212V211H253ZM152 213H153V211H152ZM249 213V212H248ZM29 215V216H30ZM34 215V216H33ZM79 219L80 220H82V221H84V217L81 215V213H79ZM144 215V214H143ZM153 215V214H152ZM156 215V214H155ZM247 215H249V214H247ZM31 217V218H32ZM249 217V216H248ZM252 217H253V215H252ZM250 218L251 220L253 219V218ZM30 218V219H31ZM257 218V217H256ZM88 219V218H87ZM164 219H167L168 221H169V223H163V221L162 220H164ZM255 219V218H254ZM20 220H22L23 221V225H21V223H19V221ZM88 220V221H89ZM153 220H154V218H153ZM256 221V220H255ZM253 222V220L252 221H250V223L251 222H253V224H252V226H251V224L249 225L250 227H252L253 229H256L257 228V225H259L260 226V224L258 223V224H256V222ZM21 222V221H20ZM85 222V221H84ZM259 222V221H258ZM262 223V222H261ZM81 224V223H80ZM264 224V223H263ZM19 225H18V227H19ZM244 225V224H243ZM242 226V225H241ZM245 226V225H244ZM236 227V228H235ZM263 227H264V225H263ZM263 227L261 228V229H263ZM235 228V229H234ZM251 228V229H252ZM19 229V228H18ZM252 229V230H253ZM105 230V231H106ZM10 231V230H9ZM106 231V232H107ZM243 231V230H242ZM261 231V230H260ZM235 232V233H234ZM254 232H256L255 230H254ZM2 233H0V235H1ZM11 234H12V232H11ZM104 234V233H103ZM244 234V236L246 235L245 233H243ZM248 234V233H247ZM17 235V234H16ZM30 236V237H31ZM41 236V237H42ZM18 237V236H17ZM246 237V236H245ZM37 238V237H36ZM243 238V239H242ZM34 239V238H33ZM246 240V239H245ZM42 241V240H41ZM40 241V242H41ZM264 241V240H263ZM205 242H207V245L205 244ZM261 242V241H260ZM0 245H2V248L4 249V252H5V254L6 255H9L10 254V250L9 249H6V247L4 246V244H2V242H0ZM42 249V248H41ZM256 250V249H255ZM254 250V251H255ZM263 250V249H262ZM12 251V252H13ZM22 251V252H23ZM253 251V252H254ZM122 252H124V250H122ZM148 255V254H147ZM253 255V254H252ZM49 256H53V255H49ZM246 256V255H245ZM262 256H264V255H262ZM233 257V256H232ZM233 257V258H234ZM257 257V256H256ZM232 258V259H233ZM231 259V258H230ZM235 259V258H234ZM70 261V260H69ZM233 261H235L236 262V259L235 260H233ZM231 263H232V260L230 261ZM236 262V263H237ZM108 263H109V261H108ZM111 264H125L124 262H122V261H114V262H110ZM109 263V264H110ZM229 263V262H228ZM227 263V264H228ZM230 263V264H231Z\"/></svg>","mask_w":264,"mask_h":264}]
</instances>
